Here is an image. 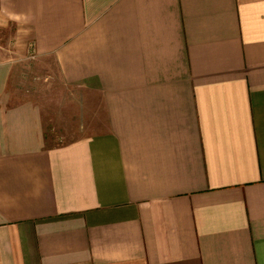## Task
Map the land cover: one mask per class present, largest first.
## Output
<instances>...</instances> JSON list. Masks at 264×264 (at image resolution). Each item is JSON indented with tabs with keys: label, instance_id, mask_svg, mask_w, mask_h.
Here are the masks:
<instances>
[{
	"label": "crops",
	"instance_id": "1",
	"mask_svg": "<svg viewBox=\"0 0 264 264\" xmlns=\"http://www.w3.org/2000/svg\"><path fill=\"white\" fill-rule=\"evenodd\" d=\"M0 264H264V0H0Z\"/></svg>",
	"mask_w": 264,
	"mask_h": 264
}]
</instances>
